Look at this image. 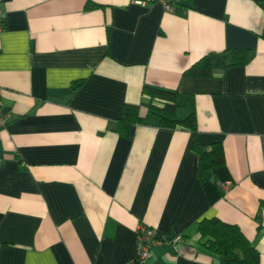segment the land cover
Returning a JSON list of instances; mask_svg holds the SVG:
<instances>
[{
  "label": "crops",
  "instance_id": "0c3cea01",
  "mask_svg": "<svg viewBox=\"0 0 264 264\" xmlns=\"http://www.w3.org/2000/svg\"><path fill=\"white\" fill-rule=\"evenodd\" d=\"M172 4L0 0V264H224L197 231L213 217L264 264V0ZM144 87L176 91L223 165L197 176L192 132L159 125ZM124 104L144 118L129 138ZM141 224L169 241L138 262Z\"/></svg>",
  "mask_w": 264,
  "mask_h": 264
},
{
  "label": "trees",
  "instance_id": "16d2710c",
  "mask_svg": "<svg viewBox=\"0 0 264 264\" xmlns=\"http://www.w3.org/2000/svg\"><path fill=\"white\" fill-rule=\"evenodd\" d=\"M251 55L250 49H232L224 53V57L230 65L243 64L249 60ZM187 72L195 76H207L210 74V63L204 57L192 65ZM143 90L151 99L148 111L158 118L159 125L185 127L192 132V148L196 152L198 160L197 176L206 170L223 165L224 155L220 142L212 143L207 150L199 147L193 112L182 119L175 117L178 95L176 91L157 87H144ZM143 121L144 118L139 115L137 105L124 104L119 117L115 120L113 131L122 137L129 138L132 126ZM197 231L202 239V247L208 252L220 256L224 264H258L257 250L236 225L213 217L201 220L197 224Z\"/></svg>",
  "mask_w": 264,
  "mask_h": 264
},
{
  "label": "built area",
  "instance_id": "2783aa9c",
  "mask_svg": "<svg viewBox=\"0 0 264 264\" xmlns=\"http://www.w3.org/2000/svg\"><path fill=\"white\" fill-rule=\"evenodd\" d=\"M138 4H144L149 2H159L162 4L165 11H172L173 0H133ZM7 119V115L0 112V125H4ZM166 237H161L156 234L153 228L145 225H138L136 228V261L143 262L148 258L150 247L168 242Z\"/></svg>",
  "mask_w": 264,
  "mask_h": 264
}]
</instances>
